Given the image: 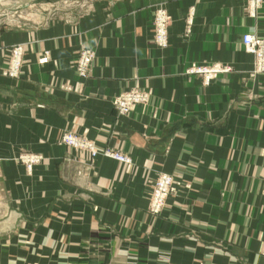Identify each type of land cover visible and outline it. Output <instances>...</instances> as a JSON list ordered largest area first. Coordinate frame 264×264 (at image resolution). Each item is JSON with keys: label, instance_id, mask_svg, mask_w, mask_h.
I'll return each mask as SVG.
<instances>
[{"label": "crops", "instance_id": "1", "mask_svg": "<svg viewBox=\"0 0 264 264\" xmlns=\"http://www.w3.org/2000/svg\"><path fill=\"white\" fill-rule=\"evenodd\" d=\"M249 33L264 38V3L253 16L250 0H98L76 18L0 28L2 66L12 47L26 53L19 80L0 76V264H264V75ZM193 66L229 72L207 84ZM134 89L149 102L119 117L114 99ZM69 131L132 165L67 147ZM24 151L43 158L32 173ZM161 174L183 187L155 216Z\"/></svg>", "mask_w": 264, "mask_h": 264}, {"label": "built area", "instance_id": "2", "mask_svg": "<svg viewBox=\"0 0 264 264\" xmlns=\"http://www.w3.org/2000/svg\"><path fill=\"white\" fill-rule=\"evenodd\" d=\"M263 3L264 0H250V12H252L253 16ZM193 15L194 13L192 12L188 20L189 27L193 25ZM170 21L171 17L165 8L162 7L157 10L154 19L156 29L155 41L157 46L163 49L169 46L168 29ZM242 44L245 51L250 55H253L256 59V73L264 75V38L257 33H249L243 36ZM13 53L12 57L6 61L4 66L0 64V76L11 79H16L21 76L24 49L23 47H16ZM92 59L93 57L89 53H86L82 61L78 63L77 71L80 77H88L92 65ZM50 60V54L46 53L39 60V65H48L51 62ZM222 72H229V70H222L219 66L212 69L193 66L189 70L190 74L207 76L205 80L207 84H210L211 81ZM148 102V95L134 89L116 97L113 101V105L120 116H128L136 107L145 106ZM61 143L73 150L86 152L90 154L93 159L103 156L108 159H113L122 165H132L133 163L130 156L109 149L101 150L95 142L70 131L63 134ZM21 162L26 165L27 171L32 173L35 167L42 164L43 158L39 155H29L23 157ZM181 187H183V183L172 175H159L155 181L154 190L150 199L151 213L155 216L161 215L166 208L168 201L179 194Z\"/></svg>", "mask_w": 264, "mask_h": 264}, {"label": "rangeland", "instance_id": "3", "mask_svg": "<svg viewBox=\"0 0 264 264\" xmlns=\"http://www.w3.org/2000/svg\"><path fill=\"white\" fill-rule=\"evenodd\" d=\"M3 1H4L3 5H0V28H2L3 30L5 29L21 30L28 28L34 29L39 25H43L45 22H47V20L50 19H60V18L65 19L68 17L76 18L81 14H83L85 11L89 10L91 4L98 0H3ZM16 47H23L24 49L23 63H24V58L26 53L23 45H16L12 47L10 50V55L7 57L5 61H7L12 57V54H14L13 51L16 49ZM46 53L50 54V52L46 51L41 55V57H43ZM86 53H89L93 57L92 59V64H93L94 54L90 51H85L81 53L77 61V66L78 63L82 61ZM50 59H51L50 61H52L51 54H50ZM258 75H262V74H258ZM20 78L21 76L19 78H16L15 80H19ZM139 91L144 93L145 95H148L146 92H143L141 90ZM128 116L119 115V117H128ZM29 155H38V154L29 151H24L21 153V155L18 158L19 162L25 167L26 165L21 162V159ZM3 201L5 200L3 199Z\"/></svg>", "mask_w": 264, "mask_h": 264}, {"label": "bare ground", "instance_id": "4", "mask_svg": "<svg viewBox=\"0 0 264 264\" xmlns=\"http://www.w3.org/2000/svg\"><path fill=\"white\" fill-rule=\"evenodd\" d=\"M4 1L3 0H0V5H3Z\"/></svg>", "mask_w": 264, "mask_h": 264}]
</instances>
